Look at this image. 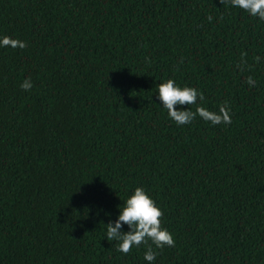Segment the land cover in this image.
<instances>
[{
	"label": "trees",
	"instance_id": "16d2710c",
	"mask_svg": "<svg viewBox=\"0 0 264 264\" xmlns=\"http://www.w3.org/2000/svg\"><path fill=\"white\" fill-rule=\"evenodd\" d=\"M5 35L27 47H0V264H149L105 237L136 187L175 239L152 264H264V21L220 0H0ZM167 79L232 123L177 126Z\"/></svg>",
	"mask_w": 264,
	"mask_h": 264
},
{
	"label": "clouds",
	"instance_id": "9594fccd",
	"mask_svg": "<svg viewBox=\"0 0 264 264\" xmlns=\"http://www.w3.org/2000/svg\"><path fill=\"white\" fill-rule=\"evenodd\" d=\"M220 3L229 4L233 8H239L250 16L264 21V0H220ZM207 19L211 22L213 17L209 15ZM220 19H223V16ZM0 47L25 49L27 43L5 35L0 38ZM246 56V52L242 53L241 59L237 63V68L241 72L251 70V65H248ZM254 59L259 63L261 57L256 56ZM245 82L249 87H254L257 83L252 76H248ZM20 87L25 91H30L33 87L31 79L26 78ZM156 89V95L163 108L167 110L168 117L177 126L190 124L197 116L205 122H210L212 125H230L232 123L231 109L227 102L219 106L218 112L200 106L197 104V101H203L205 97L195 87H181L175 80L167 79L157 84ZM177 105H197V107L193 112L191 109L177 110ZM118 209V218L114 222L109 220L104 225L106 228L105 237L109 242L116 241L115 245L118 252L127 255L134 247L139 248L142 244L147 245L144 259L149 264H152L157 255L152 245H155L159 249H163L165 246L175 247L173 234L162 226L161 218L164 215L163 211L156 205L155 200L143 187H136L124 203L118 206ZM123 225H127L129 231H123Z\"/></svg>",
	"mask_w": 264,
	"mask_h": 264
}]
</instances>
